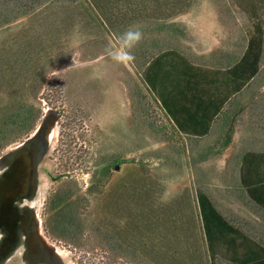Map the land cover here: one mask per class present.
<instances>
[{"label":"rangeland","instance_id":"1","mask_svg":"<svg viewBox=\"0 0 264 264\" xmlns=\"http://www.w3.org/2000/svg\"><path fill=\"white\" fill-rule=\"evenodd\" d=\"M0 178V264H264V0H0Z\"/></svg>","mask_w":264,"mask_h":264},{"label":"trees","instance_id":"2","mask_svg":"<svg viewBox=\"0 0 264 264\" xmlns=\"http://www.w3.org/2000/svg\"><path fill=\"white\" fill-rule=\"evenodd\" d=\"M249 48L247 49V52L243 55L242 57V60L237 63L233 69H231V73H232V76L234 78L233 82L235 83H239L238 80H244V79H247L249 78L250 76H253L254 73L257 71V64H258V61H259V56H260V38L258 39H255V38H252L250 41H249ZM158 58V57H157ZM156 58V59H157ZM186 68V69H185ZM180 69H182V72L185 74V73H188L193 77H199V73H189V69L188 67H181ZM182 73V74H183ZM188 83H190L191 85H194V86H191L190 84H188L185 88L187 91H192L190 94H192L193 96L191 97L192 99H190V104H194V112L195 113H198L202 110V108H204V106H214V110L215 112H217L220 108L215 106V101L214 99L210 96V98L207 96H205V92L204 90L201 88V86L199 84H197L196 81H188ZM238 86V85H236ZM206 89L205 90H210V86L209 87H205ZM234 88H237V87H234ZM203 90V91H202ZM196 95H199L198 97H196ZM187 99V97H186ZM165 106L167 108V111L171 114V116H173V118H177L175 117V114L173 113V111L171 110L172 107L169 108V105L165 102ZM183 107V112H190V107L188 106H185V105H182ZM216 107V108H215ZM211 109V108H210ZM208 109L207 111V114L208 112H210L211 110ZM202 113V112H201ZM191 114V113H190ZM176 124L179 126V128L181 129H184L185 126L182 122H180L179 120L176 121ZM198 123V122H196ZM207 216L204 215V220H205V229L207 230V235L209 234V228H208V219L206 218Z\"/></svg>","mask_w":264,"mask_h":264},{"label":"flooded vegetation","instance_id":"3","mask_svg":"<svg viewBox=\"0 0 264 264\" xmlns=\"http://www.w3.org/2000/svg\"><path fill=\"white\" fill-rule=\"evenodd\" d=\"M18 182L19 178L18 180H16L15 185H18ZM6 189L9 191L7 192ZM16 193L17 190L14 188V180L6 181L4 186L0 187V229H3L6 232H9L10 234H13L14 236L21 234V216L16 214L12 205V201L13 198L16 196ZM22 224H24V222H22ZM24 228L25 226H22V229ZM9 241L14 243V240H9L5 238L6 244H9ZM4 250L5 248L4 246H2L1 252H4Z\"/></svg>","mask_w":264,"mask_h":264},{"label":"clouds","instance_id":"4","mask_svg":"<svg viewBox=\"0 0 264 264\" xmlns=\"http://www.w3.org/2000/svg\"><path fill=\"white\" fill-rule=\"evenodd\" d=\"M144 39L143 31L137 26H130L116 38V46L109 45L105 53L116 64L128 65L135 61L132 50Z\"/></svg>","mask_w":264,"mask_h":264},{"label":"water","instance_id":"5","mask_svg":"<svg viewBox=\"0 0 264 264\" xmlns=\"http://www.w3.org/2000/svg\"><path fill=\"white\" fill-rule=\"evenodd\" d=\"M14 188L17 190L18 189V185H14Z\"/></svg>","mask_w":264,"mask_h":264}]
</instances>
